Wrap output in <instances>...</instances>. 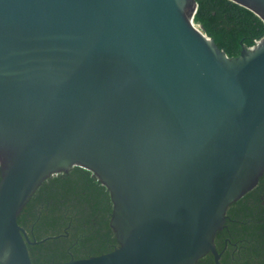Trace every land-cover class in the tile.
Instances as JSON below:
<instances>
[{
	"label": "water",
	"instance_id": "obj_1",
	"mask_svg": "<svg viewBox=\"0 0 264 264\" xmlns=\"http://www.w3.org/2000/svg\"><path fill=\"white\" fill-rule=\"evenodd\" d=\"M264 21V0H231ZM196 0H0V264L24 207L79 166L119 246L51 264H198L264 174V38L230 57Z\"/></svg>",
	"mask_w": 264,
	"mask_h": 264
},
{
	"label": "trees",
	"instance_id": "obj_2",
	"mask_svg": "<svg viewBox=\"0 0 264 264\" xmlns=\"http://www.w3.org/2000/svg\"><path fill=\"white\" fill-rule=\"evenodd\" d=\"M196 1L194 23L228 56H238L243 45L250 48L264 38V21L253 11L231 0ZM112 211L110 191L92 171L75 166L69 172L52 175L18 217L30 240L27 247L31 261L63 263L113 251L119 243L110 226ZM224 235L229 238L225 252ZM215 244L222 253L220 262L226 254L235 252L245 264H264V176L254 189L228 207ZM199 262L215 261L209 253Z\"/></svg>",
	"mask_w": 264,
	"mask_h": 264
},
{
	"label": "flooded vegetation",
	"instance_id": "obj_3",
	"mask_svg": "<svg viewBox=\"0 0 264 264\" xmlns=\"http://www.w3.org/2000/svg\"><path fill=\"white\" fill-rule=\"evenodd\" d=\"M263 176H264V174H263ZM262 176V177H263ZM261 177V178H262ZM260 178V179H261ZM260 181V180H259ZM259 183V182H258ZM225 237H224V239H223V243L225 244L224 245V247H223V251L225 252L226 251V249H228V245H227V243H228V241H229V238L226 236V235H224ZM235 250L237 249V247L236 248H234ZM222 251V252H223ZM211 253V252H210ZM209 254V253H208ZM212 254V253H211ZM213 255V254H212ZM220 255H222V253H220ZM214 257V256H213ZM220 258H221V256H220ZM214 261H215V259H214ZM219 262H220V260H219ZM198 264H200V262H198ZM214 264H217L216 262H214ZM219 264H245V262H243L242 261V259H241V257H239V255L238 256H236L235 255V252H233V253H231V254H226L225 255V257H224V261L223 262H220Z\"/></svg>",
	"mask_w": 264,
	"mask_h": 264
}]
</instances>
